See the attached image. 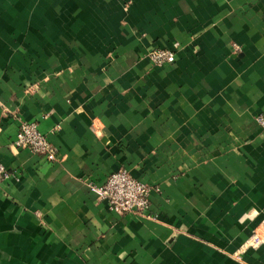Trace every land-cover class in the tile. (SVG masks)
<instances>
[{
  "label": "crops",
  "instance_id": "0c3cea01",
  "mask_svg": "<svg viewBox=\"0 0 264 264\" xmlns=\"http://www.w3.org/2000/svg\"><path fill=\"white\" fill-rule=\"evenodd\" d=\"M259 112L264 0H0V264H264ZM121 167L145 213L91 189Z\"/></svg>",
  "mask_w": 264,
  "mask_h": 264
},
{
  "label": "built area",
  "instance_id": "2783aa9c",
  "mask_svg": "<svg viewBox=\"0 0 264 264\" xmlns=\"http://www.w3.org/2000/svg\"><path fill=\"white\" fill-rule=\"evenodd\" d=\"M176 47L177 44H174L173 47H155L150 50L149 58L156 65L170 63L176 55ZM255 120L258 125L264 127V112H259L255 116ZM14 143L18 147L29 148L33 152L43 154L50 160H55L58 157L56 147L39 129L35 121L24 120L21 122ZM9 176L8 167L0 160V182ZM91 189L101 199L107 201L110 208L120 213H145L150 204L149 184L134 176L127 167L112 171L101 183H92ZM254 240L263 242L264 233L260 230L256 231Z\"/></svg>",
  "mask_w": 264,
  "mask_h": 264
},
{
  "label": "rangeland",
  "instance_id": "374dc122",
  "mask_svg": "<svg viewBox=\"0 0 264 264\" xmlns=\"http://www.w3.org/2000/svg\"><path fill=\"white\" fill-rule=\"evenodd\" d=\"M263 233H264V231H263Z\"/></svg>",
  "mask_w": 264,
  "mask_h": 264
}]
</instances>
